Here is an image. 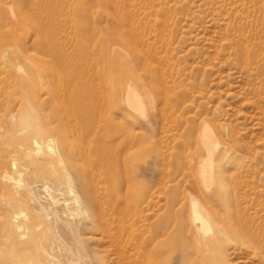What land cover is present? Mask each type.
Listing matches in <instances>:
<instances>
[{
    "label": "rangeland",
    "instance_id": "1",
    "mask_svg": "<svg viewBox=\"0 0 264 264\" xmlns=\"http://www.w3.org/2000/svg\"><path fill=\"white\" fill-rule=\"evenodd\" d=\"M117 1L137 33L111 51L91 0H0V264H264V0ZM23 48L44 68L30 123L1 56Z\"/></svg>",
    "mask_w": 264,
    "mask_h": 264
},
{
    "label": "bare ground",
    "instance_id": "2",
    "mask_svg": "<svg viewBox=\"0 0 264 264\" xmlns=\"http://www.w3.org/2000/svg\"><path fill=\"white\" fill-rule=\"evenodd\" d=\"M91 4L97 5V7L100 9V12H102L105 9L107 10V13H108L107 15L104 14L106 12L103 11L104 12L103 15H99V16L95 15V17L92 16L91 26H92V30L94 32H96L98 30V27L103 25V27H104L103 30L107 31V33H106L107 37L106 38L109 39L108 46H107L109 50L116 51L115 49H117L116 44H115L116 42L115 43L113 42L114 39L115 40L116 39H120V40L122 39L121 41L124 40V41H128V42H134L133 38L135 37V34L137 33V30H136L137 26L133 22L129 21L132 18L131 17L132 14H134L133 12L131 13V10H129V8H130L129 7L130 6L129 3H127L126 5L124 4V6H123V3H121V2H119L117 0H91ZM110 7L112 9H110ZM94 8H91V9H94ZM98 8H97V10H99ZM100 12H99V14H100ZM120 14L122 16H120ZM134 17H135V14H134ZM110 23L111 24H115L116 27H113V29L109 30V24ZM235 28H237V27H235ZM103 39H104V37H103ZM100 42H101V40H100ZM103 43L104 42H102L100 44H103ZM258 45L259 44H257V46ZM104 46H106V44ZM146 46L148 47V49L152 48L151 45H149L146 42V45L143 44L142 46L135 47V49H137V51H139L140 54H142V53L149 54L147 52V48H145ZM253 48H255V49L256 48H258V49L260 48L261 49V47H259V46L256 47V45ZM26 49H29V50H25L23 48V49H20L19 51H17L16 53H9V51L6 50L4 52V54L2 53L3 55H1V56H3V60H4V61L2 60L3 61V65H5L9 69L8 70V72H9L8 74L10 76H13L14 81L16 82V84H18L23 89V92L25 94V102L23 103L24 115H23L21 121L22 122L25 121V122H29L30 123V121L34 117L39 116L38 113L40 114V111H39L40 108H39V106L37 104V98H36V96H34L31 93L33 92L35 86H38L39 84L43 83L41 71L44 70V68L41 67L42 63L37 64V63H34V61H33L39 55L30 53V50H32V49L37 50V51L38 50L42 51V49H37V48H31V49L30 48H26ZM43 51L45 52L44 49H43ZM252 51H255V50H251V52ZM12 52H15V51H12ZM48 53H49V51H48ZM48 53H46V54H48ZM255 54H256V51H255ZM35 55H36V57H34ZM253 56H254V54H253ZM41 57H40V59H41ZM97 57H99V56H97ZM251 57H252V54H251ZM38 62H40V61H38ZM23 63H28V64H30L32 66L29 69H24ZM22 69H24V70H22ZM138 76H139V74H138ZM139 79H141V78H139ZM205 124H206V122H205ZM209 125H206L205 127L202 125L204 127V132L202 133L203 134L202 135V146H203V148L206 151H208L211 154V156H210V159H208V160L207 159L203 160L201 158L202 159L201 161H203V163H201L202 166H201V169H199L200 170L199 172H200V176H201L200 177L201 181L207 187L210 184L214 183L215 174L217 172L214 159H215V155L218 152V149H219V147L221 145L220 144V139H218L219 137L217 138V136H215V134L213 132V129H212L213 127L211 128ZM200 139H201V137H200ZM43 143H44L43 141L41 142L40 140H34L35 146H37L39 148L38 152H40L41 149L43 148L42 147ZM51 143L53 144L52 140L49 139L47 141L46 145L50 149L53 150L54 146H52ZM13 174L5 173L4 177L6 179H8V180L14 181L15 183H18L19 181L17 180L16 175L14 176ZM71 192H75V190L72 188ZM76 202H77L79 208L82 209L83 206H81V202H80L78 196H76ZM190 203H191V210L189 212V218H190L191 224L194 227V230L196 232H202V233L203 232H205V233L209 232L210 233V231H212L215 228V226H218L217 225L218 221L216 219V215H215L213 209L210 208L209 205L206 204L207 202H206L205 199L200 198V197L195 196V195H192L190 197ZM233 203H234V201H233ZM235 209H236V211H235L236 213L234 212L235 213V217L238 218L239 217L238 215L240 213H239V210L237 209V207ZM237 221L238 220L236 219V222ZM242 221H243V219H242ZM244 225H245V223H244ZM237 227H239V231H241V233H242L243 232L242 230H244L243 226L239 224ZM249 228H250V226H249ZM248 231L250 232V230H248ZM219 232L220 233H225L226 231L220 230ZM246 233H247V231H246ZM255 235L254 236L250 235V237L254 238ZM257 237H255L254 239L258 240L259 238H261L260 236L258 238ZM255 240L253 242H255ZM247 241H249V240H247ZM250 245H251V243H250ZM248 246H249V244H248ZM263 247H264V245H263ZM258 256H261V255H258Z\"/></svg>",
    "mask_w": 264,
    "mask_h": 264
}]
</instances>
